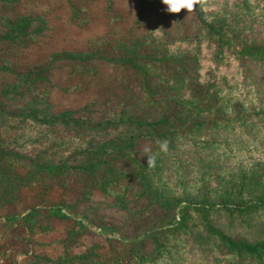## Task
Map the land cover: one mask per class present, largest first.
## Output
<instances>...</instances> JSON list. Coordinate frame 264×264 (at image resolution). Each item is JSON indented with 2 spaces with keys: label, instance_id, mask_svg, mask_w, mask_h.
Here are the masks:
<instances>
[{
  "label": "trees",
  "instance_id": "obj_1",
  "mask_svg": "<svg viewBox=\"0 0 264 264\" xmlns=\"http://www.w3.org/2000/svg\"><path fill=\"white\" fill-rule=\"evenodd\" d=\"M20 1L0 0V70L17 75L0 86V205L28 188L50 195L79 183L126 210L125 183L137 181L166 215L148 230L63 215L75 222L71 244L79 226L106 245L38 258L48 264H264V102L246 92L247 65L264 66V0H209L193 12L191 33L168 32V20L147 25L148 6L177 15L159 0H136L140 11L130 31L113 30L92 50L54 54L49 65L69 59L86 68L101 60L121 64L152 96L158 89L169 107L145 114L129 102L97 120L53 111L50 68L18 74V56L46 29L45 20L20 12ZM196 86L205 88V100ZM158 141L168 142L166 150Z\"/></svg>",
  "mask_w": 264,
  "mask_h": 264
},
{
  "label": "rangeland",
  "instance_id": "obj_2",
  "mask_svg": "<svg viewBox=\"0 0 264 264\" xmlns=\"http://www.w3.org/2000/svg\"><path fill=\"white\" fill-rule=\"evenodd\" d=\"M19 10L45 20L46 29L29 50L18 56L20 67L17 72L22 74L35 66L50 68L48 77L55 113L71 111L78 117L97 120L102 114L120 110L129 102L135 103L136 108L145 114L169 109L163 102L165 96L158 89L152 96L145 83L121 64L101 60L86 68L69 59L49 65L54 54L92 50L100 46L101 40L114 36L113 30L119 33L130 31L137 23L140 11L136 0H21ZM166 15L157 7L148 6L143 21L149 25L157 20H168V32L191 33L195 22L193 13L182 10L174 18ZM16 76L0 70V86L4 81H14ZM246 76V92L264 102V66L249 63ZM195 93L200 100L207 98L203 87L196 86ZM35 131L37 133L39 129L29 130L27 134ZM64 135L63 132L58 133L60 138ZM34 149L31 148L30 152ZM125 184L129 187L126 210L117 208L115 199L104 197L100 191L89 195L90 187L86 184L76 183L73 189L57 186L50 195H44L43 190L37 187L25 189L12 204L7 207L0 205V234L5 237L1 244L14 248L18 252V261L48 264L38 255L56 260L64 256L67 250L77 254L90 249L92 245H106V240L97 232L80 231L79 226H76L77 242L71 244L75 222L61 219L63 215L84 214L97 224L115 223L122 229H131L135 222L143 230L150 229L166 216L159 206L151 205L137 181ZM144 208H147L145 216L131 218V212ZM251 231L260 235L259 229ZM236 232L243 234L240 230ZM143 244L152 251L149 242L144 241ZM31 253L35 254V259L29 258Z\"/></svg>",
  "mask_w": 264,
  "mask_h": 264
},
{
  "label": "clouds",
  "instance_id": "obj_3",
  "mask_svg": "<svg viewBox=\"0 0 264 264\" xmlns=\"http://www.w3.org/2000/svg\"><path fill=\"white\" fill-rule=\"evenodd\" d=\"M162 4L166 6V11L170 14H179L186 11L188 14L193 13L197 8L203 9L209 4V0H161ZM160 31L157 29L155 32ZM162 150H166L167 141H158ZM155 163L154 157L147 156V166L153 167Z\"/></svg>",
  "mask_w": 264,
  "mask_h": 264
},
{
  "label": "built area",
  "instance_id": "obj_4",
  "mask_svg": "<svg viewBox=\"0 0 264 264\" xmlns=\"http://www.w3.org/2000/svg\"><path fill=\"white\" fill-rule=\"evenodd\" d=\"M2 241H5V237L0 234V264H18V253L14 248L2 245Z\"/></svg>",
  "mask_w": 264,
  "mask_h": 264
},
{
  "label": "crops",
  "instance_id": "obj_5",
  "mask_svg": "<svg viewBox=\"0 0 264 264\" xmlns=\"http://www.w3.org/2000/svg\"><path fill=\"white\" fill-rule=\"evenodd\" d=\"M16 251V250H15ZM17 252V251H16ZM18 253V252H17Z\"/></svg>",
  "mask_w": 264,
  "mask_h": 264
}]
</instances>
